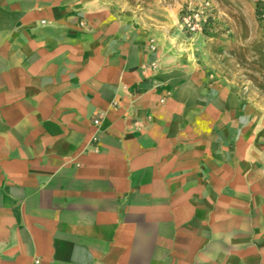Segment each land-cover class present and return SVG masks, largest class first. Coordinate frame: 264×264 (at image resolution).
<instances>
[{
  "label": "crops",
  "instance_id": "1",
  "mask_svg": "<svg viewBox=\"0 0 264 264\" xmlns=\"http://www.w3.org/2000/svg\"><path fill=\"white\" fill-rule=\"evenodd\" d=\"M147 38L0 0V264H264V107Z\"/></svg>",
  "mask_w": 264,
  "mask_h": 264
},
{
  "label": "rangeland",
  "instance_id": "2",
  "mask_svg": "<svg viewBox=\"0 0 264 264\" xmlns=\"http://www.w3.org/2000/svg\"><path fill=\"white\" fill-rule=\"evenodd\" d=\"M125 13L148 34L149 48L186 55L211 80H221L242 101L264 107V0H101ZM203 1L211 15L200 31L188 33L181 16Z\"/></svg>",
  "mask_w": 264,
  "mask_h": 264
},
{
  "label": "built area",
  "instance_id": "3",
  "mask_svg": "<svg viewBox=\"0 0 264 264\" xmlns=\"http://www.w3.org/2000/svg\"><path fill=\"white\" fill-rule=\"evenodd\" d=\"M210 15V4L207 1H203L196 8L188 9L183 13L181 16V26L188 33L200 31ZM260 16L261 18H264V8L262 9Z\"/></svg>",
  "mask_w": 264,
  "mask_h": 264
},
{
  "label": "trees",
  "instance_id": "4",
  "mask_svg": "<svg viewBox=\"0 0 264 264\" xmlns=\"http://www.w3.org/2000/svg\"><path fill=\"white\" fill-rule=\"evenodd\" d=\"M261 11H262V9H260L259 6L257 5V6H256V14H257L258 17H261V16H260Z\"/></svg>",
  "mask_w": 264,
  "mask_h": 264
}]
</instances>
